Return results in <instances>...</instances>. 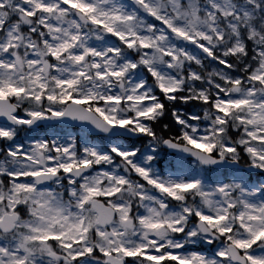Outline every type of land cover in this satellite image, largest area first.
<instances>
[{"label":"snow or ice","instance_id":"snow-or-ice-1","mask_svg":"<svg viewBox=\"0 0 264 264\" xmlns=\"http://www.w3.org/2000/svg\"><path fill=\"white\" fill-rule=\"evenodd\" d=\"M0 264H264V0H0Z\"/></svg>","mask_w":264,"mask_h":264}]
</instances>
